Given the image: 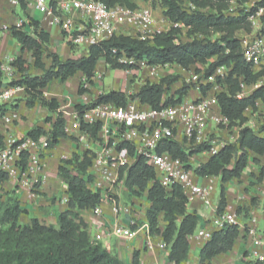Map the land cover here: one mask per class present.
Here are the masks:
<instances>
[{
	"label": "clouds",
	"instance_id": "1",
	"mask_svg": "<svg viewBox=\"0 0 264 264\" xmlns=\"http://www.w3.org/2000/svg\"><path fill=\"white\" fill-rule=\"evenodd\" d=\"M18 2L19 0H11L13 5ZM49 2L50 0H39V4L29 3L27 11L32 15L36 8H39L42 17L41 26L43 27V23L47 22L55 27V34L50 37L48 46L53 51H60L66 57L70 55L75 59L88 57L89 46L101 41L112 43L121 38H130L143 45L154 46L156 35L167 33L170 28L185 29V31L192 29L191 25L185 28L183 22L171 23L162 15L166 11L164 0H51L52 7H49ZM220 2L221 0H208V5L215 7ZM222 2L226 13L237 21L235 27L220 31L210 28L195 33L197 38L207 39L209 35L232 38L233 35H238L244 39L245 44L264 42L257 35L264 27V6L259 7L254 13L248 12V9L256 6L260 0H222ZM132 5L135 7L133 8ZM77 7L81 9L79 13L75 11ZM89 9L92 11L89 12ZM101 11L102 15H96ZM84 17H87L93 25L91 34L87 38L84 36L74 38L70 34L66 38L60 37V32L64 29L69 33L73 30L86 29L87 23L79 22ZM23 22V20L15 21L17 26ZM39 31V28L35 29L32 33L33 39H36L35 33ZM3 34L5 37L9 35L7 30ZM57 40L62 41L58 48L55 43ZM70 43L76 47L69 49ZM173 43L179 44L181 41ZM20 47L21 45L16 43L14 47L5 48L0 52V72L3 73L0 79L7 81L23 79L21 71L16 67H9V62L14 61L18 55L24 56L26 61L24 69L29 75L43 76L46 71L57 70L52 59L47 55L40 58L43 67L34 68L33 64L37 57L28 49L21 54ZM32 51L34 52L35 49ZM102 51L103 54L97 59L91 83L82 72H77L72 78L84 89L82 95H77L73 88L70 96L65 97L64 87L55 82L50 89L40 90L43 95L36 93L28 95L25 91L27 85H21L11 91H4L3 87H0V93H3L0 95V108L7 106L9 109L6 115L0 117V136L3 137L0 139V161H2L0 169L11 174V179L0 184V215L3 214V207L10 203L11 189L20 182L24 192L21 204L27 206L31 202L32 217L41 225L51 226L56 233L66 230L55 220L58 212L71 220V224L67 227L75 226V234L81 238L83 246L96 247L98 242H103L112 256L123 259L126 246L122 243L118 244L113 251L108 242L109 237L127 235V238L132 240L134 237L142 238L147 235L149 220L146 213L150 204L156 203L155 200L148 203L141 202L140 210L132 213L127 206L131 199L129 186L134 187L136 192H140L141 188L159 186L163 188L164 196L174 197L173 184H183L187 191L188 182L197 179V170L202 171L210 167L216 154L229 144L233 147L226 150L229 155L222 154L224 162L221 169L215 176H206L205 180H217L224 168L234 169L242 152H248L251 157L257 159L256 164L249 161L247 167L243 169L242 177H247L253 172L259 174V169L264 167V155L249 152L246 147H242L240 134L247 127L264 136V132H261V128L264 127V95H261L264 93V75L250 82H245L243 77H237L235 78L238 80L237 87L235 84L217 82V77L222 80L227 79V73L230 71V67L218 66L212 75L204 78L209 65L216 64L220 59L218 56H212L203 61H193L186 66L173 63L165 66L164 69L158 67L153 71H145L143 77L128 84L127 79L123 82L115 79L120 69L113 66L139 63L143 70L145 62L137 61L135 54L130 56L126 49L118 46L110 49V58L108 49ZM229 53L230 49H226L224 55L228 56ZM260 70L259 67L256 69L257 72ZM173 74L179 79H172ZM126 76L131 78L130 73H126ZM146 82L157 87L146 93L148 100L142 102L143 96L140 92ZM185 85H188L190 90L183 96L182 104H177L174 99L168 100L170 95L175 96ZM201 85L211 86L210 91L205 88L204 96L201 95ZM257 89L261 92L253 96ZM121 91L123 96L102 99L108 92ZM221 93L228 97L227 100L221 97V104L225 105L223 112L220 110L221 104L217 103V97ZM33 97L36 99L35 107L25 108L22 102ZM53 97L57 98L58 106L49 111L47 105L51 103ZM193 100L201 102L194 107L191 103ZM165 101L168 103L166 104ZM17 102L21 103L20 109L12 111L11 105ZM76 103H82L84 107L73 108ZM47 116H51V120L45 123ZM59 120H63V123H59ZM13 121L18 123L13 125ZM31 129L36 130L33 136L25 137V131ZM57 138L58 143L55 142ZM16 140H22V143L12 152L11 145ZM205 145H210V148L204 150ZM21 152L27 157V171L23 174L18 168H13V165L21 159ZM189 152L193 155L189 156ZM185 164L191 165V168L186 169ZM40 175H43L44 180L43 191L39 196L29 195V190L37 183L36 177ZM90 175L92 182L79 184L78 189V183ZM129 176L132 178L129 179ZM29 177L32 179L30 180ZM169 177L173 179L170 180ZM126 179L128 186L125 184ZM247 186V180L241 184L236 180L232 181L229 191L237 194V203H245L248 200L247 194L243 192ZM258 188L264 192V180L260 181ZM78 190L89 194L99 191L100 196H91L89 200H82L76 195ZM193 190L201 193L202 187L196 184ZM5 192L9 195L6 196ZM203 192L202 197H197V200H203V205L197 204V209L209 223L206 227L202 226L198 229V236L192 239L199 237L210 239L211 232L223 228L225 223H239L230 215L217 218L212 190L205 187ZM53 195H60L55 209L50 203ZM144 195H148L146 190ZM116 196L122 199L115 204L110 203L109 197ZM174 199L179 208L181 201L175 197ZM117 207L123 214L133 215L135 219L141 220L142 226L137 231L127 233L126 226L119 225L118 217L117 227L121 229L120 231H117L110 221H102L100 226L95 223L102 217L113 215ZM165 215V212L160 213L158 219L160 234L152 239V244L158 250H162V255L155 257L153 264H168V245L163 240V230L167 227ZM32 217L25 216L21 212L18 214V219L12 222L31 229ZM175 218L179 221L183 216L177 212ZM4 227L5 225H0V264H9V262L32 264L42 249L39 238L21 235L23 227L14 233L4 232L2 230ZM93 233L92 239L89 240V234ZM14 236L18 239L13 238ZM126 250L130 255L132 249ZM82 251L83 247H80L78 253ZM248 251L250 259H258L264 264V240L248 245ZM17 255L20 256L19 262L16 260ZM188 256V264H193L196 258L191 252ZM172 264H176V261L173 260Z\"/></svg>",
	"mask_w": 264,
	"mask_h": 264
},
{
	"label": "trees",
	"instance_id": "2",
	"mask_svg": "<svg viewBox=\"0 0 264 264\" xmlns=\"http://www.w3.org/2000/svg\"><path fill=\"white\" fill-rule=\"evenodd\" d=\"M25 0H19L20 6L24 8ZM166 11L162 13L171 23L183 22L185 28L189 25L192 26L191 31H187L190 40L179 44L173 43L174 41H180L178 35L182 32L181 29H170L167 33L156 35L153 45H143L136 41H132L130 38H121L119 41L114 40L112 43L108 41L99 43L98 45L92 46L88 49L89 56L81 57L79 59H66L62 61L59 56L55 53H48L47 56L53 61L56 71H46L43 76H31L27 70L24 69L25 59L23 55L16 57L14 61H11L10 65L16 67L18 71L23 73L22 80L15 79L10 83L13 85H27L25 88L28 95L36 93V95H43L41 89H46L47 86L53 82L58 81L64 83L70 78H73L77 72H82L86 77L89 78L91 83V77L94 74L97 59L103 54V49L109 50L112 47H120L126 49L128 54L136 55L137 60H146L150 66H165L173 63H178L181 66H186L193 61H203L212 56H218L220 59L214 65H209V70L204 73V78L212 75L215 68L218 66L230 67V71L227 73V79L222 80L217 77L218 83L235 84L238 87L237 77H243L245 82H250L258 78L260 75H264V66H262L260 72H255L252 66L247 64L242 55L237 35H233L232 38L218 37L211 40L213 36L209 35L207 39H199L195 36L197 32H204L208 29H214L220 31L222 29H232L235 27L237 21L230 15H226L224 4L221 0L215 7L208 5V0H164ZM50 4L52 5L51 1ZM185 4V6H184ZM194 7L192 10L188 6ZM264 6V0H260L256 6L250 9V13H254L259 7ZM134 8L135 5H132ZM189 10V12H188ZM29 20L28 24H24L22 29H17L15 26L9 28V34L12 39L21 45L20 53L23 54L25 49H28L33 56L37 59L33 64L34 68H41L43 64L41 57L44 56V51L48 50L49 35L45 33L41 28L38 21L27 17ZM39 28L40 31L35 33L36 39H33L32 33L35 29ZM261 34H264V28L261 29ZM42 42V43H41ZM32 49H35L33 52ZM226 49H230L228 56L224 55ZM114 68L120 70H133L135 69L132 65H114ZM0 77L2 74L0 72ZM172 79H176L172 77ZM3 79H0V87H3ZM157 86L155 84H147L141 87L140 95L143 96L142 102H147L148 96L146 93H150L152 89ZM210 89L209 86H203L201 88V95H206L205 88ZM189 86L185 85L183 89H179L175 97H169L168 100L173 99L177 104L183 101V96L187 95ZM84 89L79 84L77 88V94L82 95ZM261 90L257 89L252 95L256 96V93H260ZM264 95V93H261ZM111 96H123L122 92H108L102 99ZM221 97L227 100L228 97L224 96L223 93L217 97V103L221 104ZM158 100V97H156ZM167 104L168 101H165ZM36 105V99L33 97L30 100H25V106L27 108H33ZM58 106L56 99L51 100V103L47 105L49 111H52L54 107ZM84 106H76V109H82ZM225 105L221 104V112L224 111ZM18 105L14 107L16 110ZM51 120V116H47L44 120L45 123ZM59 123H63V120H59ZM35 129L28 130L25 133V137L33 136ZM261 132H264V127L261 128ZM241 145L246 147L249 152H256L260 155H264V136L259 137L251 128H244L241 131ZM3 137L0 136V139ZM22 141V140H20ZM59 142L58 138L55 141ZM233 145H226L225 149H221L220 153L216 154V157L212 159L211 166L204 168L202 171L197 170L196 176L205 178L206 176H215L223 165L224 156L229 155L226 150L232 149ZM210 145H205L204 150H208ZM80 155V153H77ZM189 156L193 155L192 152L188 153ZM249 153L242 152L241 158L237 160L236 167L232 170L227 168L223 169L222 174L219 175L220 188L218 195V202L216 206V213H222L227 208V199L225 194L224 185L233 180H239L243 169L247 166ZM139 159V157H137ZM253 163H257L256 159H253ZM27 165L26 154L21 155L19 162V168L21 172L25 171ZM186 169H190L189 164H185ZM132 177L129 176V179ZM264 178V167L259 169L258 180ZM75 179V178H73ZM8 181V175L0 172V184H4ZM92 182V176H88L86 179L81 180L79 184ZM126 186H128V180H125ZM40 187V183L33 185V189L36 190ZM174 197L181 201L180 207L177 208L176 199L173 196H164L163 188L156 186L154 188H141L140 192H136L134 187L129 186V191L135 195L140 193L144 194L146 190L148 195L146 199L148 202L156 201V203L150 204L148 212L146 213L149 220V232L152 236H158L160 234V228L158 225V219L161 212H165V221L167 227L163 230V240L169 248L168 261L172 264L175 260L176 264H182L188 257L189 254V242L188 237L193 235L199 225V219L195 213L187 212V198L183 193V190L178 185H173ZM71 190V186H70ZM33 194H37L36 192ZM40 195V193H38ZM76 195L82 200H89L91 196L99 197L100 194L95 192L89 194L87 192L77 191ZM10 203L3 207V214L0 215V225H5L2 229L6 233H14L16 230L23 227L21 235L38 237L42 243V249L38 253V258L32 261V264H123L119 259H116L110 254V252L102 247L98 242L96 247H86L82 245L81 238L75 234V226L72 225L68 228L67 225L71 224V220L67 217L59 214L57 222H60L66 230H62L61 233H56L55 229L51 226L41 225L38 220L32 218L31 229L26 226H22L19 223H13L18 219L19 213H26L21 208V204L18 200H9ZM71 203V201H70ZM251 204L254 205V199L251 200ZM240 210V208L238 209ZM179 212L183 216L182 220H176L175 215ZM83 233L81 232V236ZM238 237V229L233 226H225L222 229L213 230L211 238L204 243L199 251V264H210V261L221 254H225L231 251L234 241ZM18 239V237H13ZM88 239L91 240L90 236ZM83 247V251L78 253V249ZM16 260L20 261V256L17 255ZM10 264V262H9ZM130 264L139 263V252L133 251L131 255ZM259 264V263H253Z\"/></svg>",
	"mask_w": 264,
	"mask_h": 264
},
{
	"label": "crops",
	"instance_id": "3",
	"mask_svg": "<svg viewBox=\"0 0 264 264\" xmlns=\"http://www.w3.org/2000/svg\"><path fill=\"white\" fill-rule=\"evenodd\" d=\"M24 3H25L24 4L25 6L23 8L22 6H20L19 2H18V4L13 5L11 3V0H0V25L9 29L10 27L16 25V23H15L16 20H23L25 22H28L29 20L27 19V17H30L31 19L39 22L40 28L45 33H47L49 35V40H50V37L55 34V27H49L46 24V22L43 23V27H42L41 26L42 25L41 14L35 10L32 13V15H29V13L27 11L28 4L32 3V1L25 0ZM4 32H2V34L0 35V52H3L5 48L14 47L15 44L17 43L14 39L11 38L10 34L7 37H5V35L3 34ZM7 32L9 33L8 30H7ZM60 37L63 38L61 32H60ZM61 42H62L61 40H57L55 42L57 48L59 47ZM69 49H74V48L69 47ZM48 50L51 53L57 54L62 61L66 60V59H71V58L75 59V58L71 57L70 55H67V57H66V55L62 54L60 51H53L51 47H48ZM19 52H20V49H19ZM31 76H38V75H31ZM53 82H55L57 85L64 87V96L65 97L70 96L73 88H75V91L77 94V88H78L79 84L76 83L72 78H70L69 80H67L64 83H60L58 81H53ZM53 82H51L47 86L46 89H50ZM53 99L57 100L56 97H53ZM22 103H23L24 107L27 108L25 106V100ZM74 105L84 106L82 103H76ZM20 107H21V103L19 102L18 108L15 111L19 110ZM27 131H25V133ZM25 133H24V135H25ZM257 135L259 137L262 136L259 134H257ZM253 159H256V158H253L249 155L247 165H248L250 160L253 163ZM253 164H255V163H253ZM40 179L42 180L40 187L37 189V194H34L33 196H39L38 193L41 194V192L44 189L43 175H40ZM233 180H236V182L238 184L244 183V181L247 180L248 186L246 188H244V190H243V192L245 194H247V196H248V200L245 203H237L236 202L237 194L229 191V187L231 186ZM233 180L227 182L224 185L226 199H227L226 211L235 212L238 216H241L243 218L242 221L244 223H248L249 218L251 216L256 217L258 220V223H259V229H260L261 233H264V217H263L264 192H261L258 188L260 181L264 180V178H262L261 180H258L257 173L253 172V173H249L247 177H242V174H241V177L239 180H237V179H233ZM210 181L213 184H215V186H216L215 193L212 196V199H213L214 204H215V211H216V206H217V202H218V195H219V188H220V179L219 178L217 180L209 179L206 181L205 178L197 176V179L195 180V182L198 184H207ZM20 193H24L22 188L19 189L17 194L20 195ZM58 199H60V195H53L51 197L50 203H51L53 209H55L56 201ZM252 199H254V205L251 204ZM29 204L31 205V202H29L28 205ZM197 204L202 206V204L199 200H195V201L187 204V212L188 213H195L199 219V225H198L196 230L201 229L202 226L206 227L207 224L209 223V221L204 219V217L201 214V211H199L197 209ZM21 206H22V208L25 207V210L28 211V213H30V215L32 216V209H29L27 206H24L22 204H21ZM239 208H240V210H238ZM59 214L60 213L57 212L55 215L56 221H57V217ZM209 215H211V213H209ZM108 218L112 219V216L108 217ZM103 219H104V217H102L100 220H96L95 223L98 226H100V225H102ZM119 219L121 221L125 220V218H123V217H120ZM113 221H114V218H113ZM113 221H110V222H113ZM93 235H94V233L89 234L91 239H92ZM108 242L111 245L113 251H115L118 244L122 243L123 245L126 246L124 258L119 259L123 264H130L131 255H132L133 251L139 252V263L140 264H153L155 257L162 255V250H158L154 245H152L151 250H148L147 246L145 244V241L141 237H137L133 241L126 243V242H121V241L117 240L113 236H110ZM188 242H189V247H190L189 252H191L192 255L196 258L193 261V264H199V251L206 241H198V240L191 241L190 239H188ZM99 243L102 245V247H104L103 242H99ZM250 244H251L250 240L246 236V234L244 233L243 229L239 228L238 229V237L234 241V244H233L231 251L214 257L210 261V264H252L254 262L248 257V254H249L248 245H250ZM104 248H106V247H104ZM127 248L132 249L130 255L126 250ZM106 249L108 250V248H106ZM167 251L169 252V248H167ZM188 259H189V256L187 257V259L182 264H188ZM168 264H171V263L168 261Z\"/></svg>",
	"mask_w": 264,
	"mask_h": 264
},
{
	"label": "built area",
	"instance_id": "4",
	"mask_svg": "<svg viewBox=\"0 0 264 264\" xmlns=\"http://www.w3.org/2000/svg\"><path fill=\"white\" fill-rule=\"evenodd\" d=\"M30 1H32L33 4H39V0H30ZM184 6H185V4H184ZM49 7H52V5L50 4V2H49ZM190 8H191L192 10H194V9H193L194 7H190ZM36 11H38V12L40 13L39 8H36ZM69 11H72V9H69ZM75 11H76L77 13H79V12L81 11V9H80L79 7H77V8L75 9ZM91 11H92V10L89 9V12H91ZM188 12H189V10H188ZM248 12L250 13V9L248 10ZM40 14H41V13H40ZM225 14L228 15L226 12H225ZM45 15H46V13H45ZM96 15H98V16L102 15V11H101V12H97ZM165 18H166V17H165ZM79 22H80L81 24H85V23H87V28L84 29L83 31H76V30H73L71 33H69L67 29H64V30L61 31V34H62L63 38H66L67 35H69V34L72 35L74 38L77 37V36H84L85 38H87V36L91 34L90 30H91V28L93 27V25H92V23L88 20L87 17H84V18L81 19ZM28 23H29V21H28V22H25V21H24V22L21 23L19 26H17V24H16L15 27H16L17 29H22V28H23V25H24V24L26 25V24H28ZM46 24H47L49 27H54V26H50L47 22H46ZM262 28H264V27H262ZM262 28H261V29H262ZM170 29H172V28H170ZM170 29H169V30H170ZM173 29H175V28H173ZM261 29H260V30H261ZM6 30L9 31L8 28H6V27L0 25V35L2 34V32L6 31ZM169 30H168V31H169ZM181 31H185V29H181ZM257 35H258V37H260V40L264 41V36H261L260 33H258ZM178 36H179V35H178ZM237 38H238L239 43H240V47H241V50H242V55H243V59H244V61H245L247 64L251 65V66H252V69H253L255 72H257L256 69H257L258 67L261 69L262 66H264V42H254V43L245 44V41H244L243 38H241V37L238 36V35H237ZM179 40H180V39H179ZM102 42H105V41H101V42H98V43L92 44V45L89 46V48L92 47V46L98 45L99 43H102ZM69 47H71V48H75L76 46H75L74 44H71V43H70V44H69ZM89 48H88V49H89ZM245 52H247V55H245ZM142 60L145 62L144 68H146L148 71L156 70L158 67L161 68V69H163L165 66H168V65H165V66H150V65L147 64L146 60H144V59H142ZM137 61H140V60H137ZM10 63H11V61L9 62V67H12V66L10 65ZM132 66H134V67L139 66V67H140V64L137 63L136 65H132ZM1 74H2V77H3V73H2V72H1ZM218 78H220V77H218ZM11 81H12V80L7 81V80H4V79H3V82H11ZM202 86H203V85H202ZM202 86H201V88H202ZM16 87H19V86H18V85H13V86L7 88V89L4 90V91H11L12 89H14V88H16ZM210 88H211V86H210ZM209 90H210V89H209ZM2 94H3V93H0V95H2ZM199 102H201V101H198V100H193V101H191V103H192V105H193L194 107H195ZM182 103H183V101H182L181 103H179V104H182ZM76 106H77V105H73V108H76ZM81 107H82V106H81ZM3 116H4V115H3ZM61 116H63V114H61ZM129 126H131V125H129ZM21 143H22V141H20V140H16L14 143H12L10 151L14 152L15 149H16ZM23 153H24V152H21L20 156H21ZM24 154H25V153H24ZM19 162H20V160L17 161V162L13 165V168H18L19 171H20V173L23 174L25 171H27V165H26L25 171H24V172H21V170H20V168H19ZM0 163H2V161H0ZM0 170H1L3 173L7 174L8 176H11L10 172L4 171L3 169H0ZM93 175H94V174H93ZM29 179L31 180L32 178L30 177ZM169 179L171 180V179H173V178H172V177H169ZM36 180H37V183H38L39 180H41V179H40V176H37V177H36ZM196 184H198V183H196L195 180H194V181H189V182H188V190H187V191H185V188H184V185H183V184H173V185H178V186H180V187L182 188L183 193H184V195L186 196L188 203L197 200V197H202V196L204 195L203 188H205V187L210 188V189L212 190V196H213V194L215 193V188H216V186H215V184H213L211 181L208 182L207 184H199V185L202 187V192H201V193H196V192L193 190V188H194V186H195ZM97 193H99V191H97ZM99 194H100V193H99ZM199 201H200L201 204L203 205V200L200 199ZM109 202L115 204V202H117L116 197H109ZM127 206L129 207V205H127ZM129 208H130V207H129ZM215 215H216L217 218L222 217V216H225V215H230V216H232V217L234 218V221H239V223H237V222H233V223H225L224 227H225V226H233V227H236L237 229H239V228H240V229H243L244 233H245L246 236L249 238L251 244L258 243L259 241L264 240V235L261 234V231H260V229H259V223H258V220H257L256 217L251 216V217L249 218L248 223H244V222L241 220V216H238L235 212H229V211H226V210H225V211H223L222 213H219V214H218V213H216V211H215ZM112 216H113L114 219H115L113 227H116V230H117V231H120V230H121L119 227H117V224H118L117 217H118V218H120V217L125 218L124 221H121V220L119 219V225L126 226V232H127V233H131V232H133V231H137V230L142 226V221H138V219H135V217L132 216V215H125V214H123V213L121 212V210H120L119 207L116 208V211L113 213ZM263 217H264V208H263ZM134 219H135V223H133V220H134ZM241 225H242V227H241ZM214 227H215V226H214ZM220 229H222V228H219V230H220ZM216 230H218V229H216ZM212 232H213V231H212ZM212 232H211V235H212ZM112 236H113L114 238H116V239H123V240L131 241V240H129V239L127 238V235L119 236V237H117L116 235H112ZM196 236H198V231H197V230L194 232L193 235L189 236L188 239H190V240H198V241H208V240H209V239L205 240L203 237H199V239H192V237H196ZM135 238H137V237H134L132 240H134ZM142 238L144 239V241H145V243H146L147 249H148V250H151V249H152V245H153V244H152L153 236L150 234V232H149V228H148V230H147V235L143 236ZM257 250H258V249H257ZM248 257H249V254H248ZM251 260H252L253 262H255V263L262 264V262H261L260 260H258V259H256V260L251 259Z\"/></svg>",
	"mask_w": 264,
	"mask_h": 264
},
{
	"label": "rangeland",
	"instance_id": "5",
	"mask_svg": "<svg viewBox=\"0 0 264 264\" xmlns=\"http://www.w3.org/2000/svg\"><path fill=\"white\" fill-rule=\"evenodd\" d=\"M187 6H188V8H189V5L188 4H186ZM190 9V8H189ZM249 9H251V8H249ZM248 9V10H249ZM259 33L261 34V30H259ZM179 39H180V41H183V42H186V41H188V40H190V37L188 36V34H187V31H182L180 34H179ZM216 38H218V37H212L211 38V40H214V39H216ZM49 53V50H45L44 51V56L45 55H47ZM51 53V52H50ZM168 66H170V65H168ZM165 68V67H164ZM163 68V69H164ZM145 71H148L146 68H144L143 70L141 69V67H139V66H137V67H135V69H133V70H120L118 73H117V75H116V77H115V79L117 80V81H119V82H123L125 79H127V82H128V84H132L133 82H135V80H137V79H139V78H141V77H143L144 76V72ZM168 71H170V69H168ZM197 71H199V70H197ZM126 73H130L131 74V78H128L127 76H126ZM172 77H174V78H176V79H179V77L178 76H176L175 74H173L172 75ZM13 81V80H12ZM11 81V82H12ZM16 81V80H15ZM11 82H3V89L4 90H6L7 88H9V87H11ZM202 86V85H201ZM204 86V85H203ZM202 86V87H203ZM97 87H99V85H97ZM190 90V89H189ZM208 91H210V90H208ZM122 92V91H121ZM123 93V92H122ZM169 97H175L176 98V94H175V96H172V95H170ZM168 97V98H169ZM18 103L19 102H17V103H15V104H12L11 105V110L12 111H15V109H14V107L15 106H17L18 105ZM8 107L7 106H5L4 108H0V117H2L3 115H6L7 114V112H8ZM16 123H17V121H13V125H16ZM73 147H75V145H73ZM43 157H41V159H42ZM0 172H2L1 170H0ZM3 173V172H2ZM30 178V177H29ZM9 179H11V176H8V180ZM19 177L17 178V180L19 181ZM41 181L42 180H39V182L38 183H40L41 184ZM6 183V182H5ZM22 188V185H21V183L20 182H17L14 186H13V188L11 189V191H12V195L11 196H9V200L10 199H12V200H18L19 202H20V204H21V200L23 199V195H24V193H20V195H18L17 193H18V191H19V189H21ZM37 193V189L36 190H34L33 189V186H32V188L29 190V195H34L33 193ZM129 193H130V196H131V199L128 201V205H129V207H130V209H131V212L132 213H136V212H138L139 210H140V208L142 207V203L141 202H144V203H148V201H147V199H146V195H144V194H142V193H140V194H138V195H135V194H133V193H131L130 191H129ZM5 195L6 196H8L9 195V193L8 192H5ZM122 199V197H120V196H116V200L117 201H119V200H121ZM53 203V202H52ZM27 207L29 208V209H32V207H31V205L29 204V205H27ZM21 208H22V206H21ZM23 210H25V207L24 208H22ZM26 211V210H25ZM24 215L25 216H29V217H32L31 215H30V213H28V211H26V213H24ZM112 216V215H111ZM111 216H107V217H104V219H103V221H113V216H112V219H109L108 217H111ZM133 216V215H132ZM32 218H34V217H32ZM114 221H115V219H114ZM114 221L113 222H111V224H112V226L114 225ZM138 221H141V220H139L138 219ZM48 226V225H47ZM156 236V235H155ZM155 236H153V237H155ZM143 239V238H142ZM117 240H119V241H121V242H131V241H133V240H131V241H127V240H123V239H117ZM144 240V239H143ZM191 241H193V240H191ZM146 244V243H145ZM253 264V263H252Z\"/></svg>",
	"mask_w": 264,
	"mask_h": 264
}]
</instances>
